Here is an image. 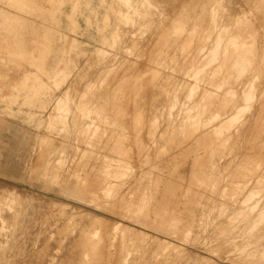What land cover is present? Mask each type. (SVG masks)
<instances>
[{"label": "bare ground", "instance_id": "obj_1", "mask_svg": "<svg viewBox=\"0 0 264 264\" xmlns=\"http://www.w3.org/2000/svg\"><path fill=\"white\" fill-rule=\"evenodd\" d=\"M96 2L105 21L148 34L103 112L81 109L92 135L100 123L121 129L115 163H93L89 176L30 167L41 192L57 187L79 215L67 231L75 251L61 264H264V0H165L158 12L156 0H0V63L55 49L58 30L76 28L75 13L89 23ZM33 15L52 22L34 52L20 35ZM116 38L99 32L103 44ZM25 63L13 97L44 86ZM5 105L0 116L13 110ZM208 227L201 255L192 240ZM7 243L0 237V264L11 263Z\"/></svg>", "mask_w": 264, "mask_h": 264}, {"label": "rangeland", "instance_id": "obj_2", "mask_svg": "<svg viewBox=\"0 0 264 264\" xmlns=\"http://www.w3.org/2000/svg\"><path fill=\"white\" fill-rule=\"evenodd\" d=\"M156 1L157 7L152 10L158 12L164 8L165 0ZM95 8L96 12L88 13L89 23L75 13L78 26L72 29L66 23L50 41L55 49L41 53L37 50L32 63L14 56L0 63V103L4 110L6 103L13 108L11 113L2 112L0 116V237L9 242L2 258L10 264H42L44 258L51 264H61L62 257L76 248L73 238L67 235V231L73 235L71 229L79 217L70 210L72 200L57 187L49 194L41 192V183L30 171L34 163L56 175L68 172L89 176L93 163H115L121 156L117 151L123 145L121 129L115 124L106 127V123H100L92 135L89 123L84 122L89 119L83 120L81 109L94 106L103 112L124 65L134 57L148 31H133L131 25H125L122 31L112 17L104 20L105 11L99 2ZM47 24L52 22L34 15L21 24L24 31L20 35L29 51L43 46ZM101 29L116 30V40L103 44L99 40ZM4 35L0 32V44ZM19 62L27 64L43 80L38 94L13 97L20 77L16 74ZM78 115L83 122L76 130L72 120ZM31 182L30 186L37 190L25 187ZM85 216L92 217L91 213ZM201 232L205 236L192 243L201 255H206L203 241L211 231L208 227ZM167 261L190 264L183 257Z\"/></svg>", "mask_w": 264, "mask_h": 264}]
</instances>
